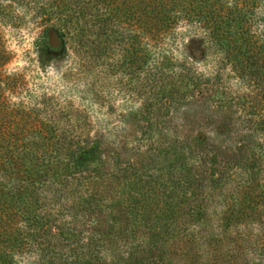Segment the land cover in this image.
Segmentation results:
<instances>
[{
	"label": "trees",
	"instance_id": "obj_1",
	"mask_svg": "<svg viewBox=\"0 0 264 264\" xmlns=\"http://www.w3.org/2000/svg\"><path fill=\"white\" fill-rule=\"evenodd\" d=\"M26 13L82 71L134 78L122 116L146 138L11 103L24 82L0 50V264H264V0H0L1 23ZM92 217L102 227L77 237Z\"/></svg>",
	"mask_w": 264,
	"mask_h": 264
},
{
	"label": "rangeland",
	"instance_id": "obj_2",
	"mask_svg": "<svg viewBox=\"0 0 264 264\" xmlns=\"http://www.w3.org/2000/svg\"><path fill=\"white\" fill-rule=\"evenodd\" d=\"M29 16V13H26L25 19L19 24L11 25L0 22V50L7 54L1 74H13L24 82V85L18 83L13 90H4L7 99L11 103L22 101L30 106L46 104L49 106L46 113L49 114H46L47 117L44 118L54 114V120L63 126L78 124L80 126L77 129L79 135L89 132L92 136V132L95 130L96 133H99L98 128H105L111 130V133L115 132L117 138H127L131 141H134L135 137L146 138L144 135L145 121L134 122L122 116L123 113L129 112L131 108L139 105L134 78H130L129 74H112L106 69L100 68L101 66H97L99 70L94 72L93 70L82 71V61L74 54V45L68 44L67 48L63 50V43L56 29L49 27L45 31L41 25L32 22ZM50 29L55 30L57 34V46H52L48 41ZM226 77L233 90H237L235 80L228 75ZM77 113H80L81 116H84V113L88 114L84 120L89 124L88 129L81 127V117ZM207 119L209 122L207 125L199 124L200 121L193 123L198 125V127H194V130L197 131L200 128L206 131L207 128H213L219 122V120L214 122V118ZM123 120L126 125L124 129H121ZM177 123L171 119L170 115H165V126H171L170 129H172ZM112 137L114 136L110 137L111 140ZM92 139L93 137H91ZM127 148L129 149L127 152H121L123 160L138 161L135 156L137 150L131 146H127ZM156 163L155 161L151 168ZM145 167L148 168L144 173L145 179L151 184H156L154 176L153 178L146 176V174H152V169L147 165ZM102 210L106 211L104 207ZM93 219V217L89 218L90 222L84 221L77 226V237L87 236L102 227L93 223L95 222ZM82 230L86 231L82 232ZM71 241H67V243ZM109 251L111 249H103L101 259L103 253ZM142 263L155 264L150 259H146Z\"/></svg>",
	"mask_w": 264,
	"mask_h": 264
},
{
	"label": "water",
	"instance_id": "obj_3",
	"mask_svg": "<svg viewBox=\"0 0 264 264\" xmlns=\"http://www.w3.org/2000/svg\"><path fill=\"white\" fill-rule=\"evenodd\" d=\"M48 41L52 46L58 45V37L55 30L50 29L48 32Z\"/></svg>",
	"mask_w": 264,
	"mask_h": 264
}]
</instances>
